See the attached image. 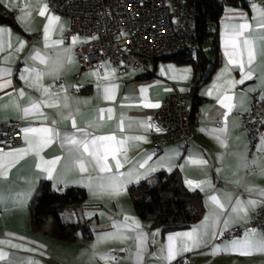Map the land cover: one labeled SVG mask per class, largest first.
<instances>
[{"label":"crops","instance_id":"0c3cea01","mask_svg":"<svg viewBox=\"0 0 264 264\" xmlns=\"http://www.w3.org/2000/svg\"><path fill=\"white\" fill-rule=\"evenodd\" d=\"M246 1L245 6H224L216 23L218 64L210 79L199 89L202 100L197 104L194 117L193 143L186 146L179 141L156 149L147 133V117L157 107H144V104H159L166 95L177 92L187 99L190 108L188 95L193 79V68L190 64L157 59L153 63L152 76L149 78H139V73L133 71L118 73L108 61L103 62L101 71L93 68L79 72L75 50L87 39L75 36L74 44L73 37L64 41L68 20L50 12L47 0H0V4L12 12L18 25L14 28L0 23V47L3 48L0 51V67L12 70L11 77H6L11 79V86L0 91V119L17 120L21 128L18 143L4 149L3 153L28 147L22 131L24 128L50 127L60 134L51 144L40 150L39 154L31 151L18 159L7 170L6 178L0 176V241L22 245L21 248H13L0 244V251L6 254L0 264H264L262 251L240 255L223 250L231 245L232 240L245 237L249 232L245 228L252 212L264 199L260 195L264 191V152H257L262 138L249 151L248 138L240 118L254 95L264 99V52L261 51L264 50V39L261 38L264 36V29H260L257 23L264 7ZM45 6V15H39V10ZM51 16L58 17V20L53 22L49 33L50 46L45 47L44 29ZM245 22L252 26L245 36L254 40L257 48L256 59L250 67L247 66L245 56V71H251L253 75L243 84L235 83L230 86L229 81L238 82L244 73L238 64L229 63L227 52L231 48L226 47L225 34L234 26ZM57 41L63 43L57 44ZM21 42L24 47L17 51ZM65 49L70 51L65 52ZM37 52L52 57L57 53L62 54L64 65L58 74L59 78L45 76L42 83L51 87L53 92L63 85L66 93L61 94L59 107H42L43 115L25 116L23 107L30 106L32 100H40L41 92L35 87H29V82L20 78L21 74L25 68L47 71L39 60L32 58ZM186 69L190 71L185 73ZM106 73L107 79L104 78ZM105 86H115L114 99L104 98ZM21 89L25 92L24 97L19 96ZM74 89L77 91H73ZM65 94L68 97V108L63 107ZM223 95L233 97L231 112L220 103ZM108 108L113 110L112 118L108 119V113L105 112L104 119H98L99 110ZM69 112L75 119L77 129L88 132V136L73 129L72 120L65 119ZM121 119L124 124L122 131ZM221 128L225 131L219 135L226 146L216 138V130ZM33 135L28 134L30 139ZM65 135H74L81 140L90 139L92 136L115 135L117 140H125L126 151L117 156L122 166L117 170L115 160L109 156L108 163L112 166V172L100 173L91 157L86 153L81 156V152L75 147L64 143ZM135 136H143L144 139H128ZM57 157L60 159L49 178L48 173L43 170L47 167L43 162ZM81 159L87 168L83 173L78 165ZM201 160L206 163H199ZM38 164L41 165L40 168L37 167ZM160 170L179 171L184 185L202 194L204 214L201 220L187 228L163 233L160 228L151 227L149 221L136 214L127 192L128 185L143 179L152 181L154 178L150 176ZM113 174L120 175L124 183L122 191L115 194L100 191L99 186L106 183L101 177ZM43 180H49L58 190L68 186L85 189L84 203L72 214L76 220H88L91 228L89 239L84 240L77 233L74 240L62 241L32 230L29 203L36 186ZM188 181L193 183L190 185ZM213 196L217 197L219 204L224 205L223 209L212 201ZM236 199L245 202L255 200L257 203L247 207L246 215L232 213ZM212 215H217L221 221L214 231H223V221L227 220V228H244L242 235L227 240L206 237V246L193 248L192 251L178 249L175 258L168 261V237L198 229ZM126 216L130 218L129 223L132 220L137 221L141 226L138 231L146 235L145 250L139 260L136 256L137 231H126L123 233L125 239H102L105 233L115 232L113 224L123 222ZM251 230H255L253 239L264 240L260 230ZM216 246L222 250L214 253ZM111 250L123 251L124 255H112ZM105 256L115 259L105 260L102 258Z\"/></svg>","mask_w":264,"mask_h":264},{"label":"built area","instance_id":"2783aa9c","mask_svg":"<svg viewBox=\"0 0 264 264\" xmlns=\"http://www.w3.org/2000/svg\"><path fill=\"white\" fill-rule=\"evenodd\" d=\"M264 7V0H249ZM50 12L65 17L68 28L63 40L85 37L76 47L78 70L101 71L104 61L118 73H151L154 58L168 56L193 45L194 13L185 0H47ZM73 91H77L74 89ZM249 151L264 138V99L254 95L240 115ZM150 126V127H149ZM194 118L187 99L177 93L166 95L147 117V133L156 149L175 142L193 143ZM21 136L17 120L0 119V149L16 145ZM245 229L264 235V199L252 212ZM244 228L224 229L216 240L242 235ZM110 254L123 256V251Z\"/></svg>","mask_w":264,"mask_h":264},{"label":"snow or ice","instance_id":"6c2138e0","mask_svg":"<svg viewBox=\"0 0 264 264\" xmlns=\"http://www.w3.org/2000/svg\"><path fill=\"white\" fill-rule=\"evenodd\" d=\"M255 7V6H254ZM46 13V6L39 10V15L44 16ZM58 17L51 16L48 20V25L44 29V38H45V47H49V33L52 30L53 22L57 21ZM258 27L260 29H264V11L260 12V18L257 21ZM252 26L245 22L241 23L239 25H236L232 28V30L226 31L225 34V44L226 47H230L231 51L227 52L229 56V63L230 64H238L241 68V71L244 73L241 80L237 81H229L228 84L230 86H234L235 83L243 84L245 80L251 79L253 73L251 71H245V56H246V62L247 66H251L253 62L256 59L257 56V48L255 45L254 40L249 39L245 36L246 31H248ZM264 39V36L261 37ZM73 44L76 42V38L73 37L72 40ZM57 44H62L63 41H57ZM24 47V43H20L19 51ZM0 51H3V48L0 47ZM70 49H65V52H69ZM264 52V50H261ZM34 60H39L40 64L43 65L47 71H43L36 68H25L23 70V73L21 74V79H25L28 83L29 87H35L38 91L41 92V99L40 100H32L30 106L23 107L22 111L25 116H28L29 114H39L43 115L41 109L42 107H59L60 101H61V94L66 93V89L63 88V85H61L58 89V91L53 92L51 87L44 86L42 81L45 76H54L55 78H59V72L63 68L64 65V57L62 54L57 53L55 57L49 56L48 54H41L40 52H37L33 57ZM70 61V57H69ZM185 73L189 72L190 69L184 70ZM12 70L11 68L6 67H0V91H3L6 88H9L11 86V79H6V77H11ZM105 79H107V73L105 74ZM186 78V76L184 77ZM104 98L106 100H112L114 99L115 94V86H105L104 89ZM143 91V90H142ZM211 95V93H209ZM19 96L24 97L25 92L23 89L19 90ZM233 97L230 95H223V98L220 99V103L228 110V112H231L233 108V104L231 103ZM68 97L67 95H63V107L68 108L67 103ZM19 107V105H17ZM144 107H152L156 108L159 107V104H152V103H145ZM100 115L98 119L103 120L104 119V113H108V119L112 118V109H101ZM65 119L72 120V127L73 129H76L78 132H83L84 136H88L89 133L80 129H77L75 119L72 117L71 113L65 117ZM225 120H227V113H225ZM55 123V121H53ZM150 127V126H149ZM124 128L123 119H121L120 122V129L121 131ZM25 141L28 144L27 148L22 149H16L7 153H3V150L0 149V176H4L6 178L7 176V170L10 169L12 165H14L18 159H20L23 155H26L27 153L31 151H35L37 154H39V151L42 150L47 145L51 144L53 140L58 137L60 134L59 132L55 131L53 128L50 127H40V128H33L28 127L24 128L23 130ZM225 131L224 128L216 130L217 136L216 138L220 140L221 144L224 145V141L220 138L219 133H223ZM33 133V137L30 139L28 134ZM128 139H134V140H143V136H135L130 137ZM64 143L67 144L70 147H75L78 151L81 152V156H83L84 153H86L89 157L92 158V161H94L96 167L98 168L100 173H111L112 172V166L108 163L109 156L113 160H115V167L117 170L122 166L120 160L117 158L118 154L122 151H126L125 140H117L115 135H108V136H92L90 139L81 140L76 138L74 135H65L64 137ZM226 146V145H224ZM257 152H264V138L261 140V145L257 149ZM59 157H57L54 160L51 161H44L43 163L47 165V167H44L43 170L48 173V177L51 178L52 171L55 168V165L59 161ZM194 163L196 161H193ZM201 164L206 163V161H198ZM256 163V160H253V164ZM79 169L80 171L86 172L87 168L85 166V162L83 159L78 161ZM244 166H247L246 164ZM38 168L41 167L40 164L37 165ZM143 167V165H141ZM262 174H264V170H262ZM101 179L105 180L106 183L101 184L100 191L102 192H110V193H119L122 191L124 187V183L120 178L119 174H113V175H107L104 177H101ZM188 183L191 185L193 182L188 181ZM199 187V185H196ZM261 196H264V191L260 192ZM213 202H216L219 204V201L217 200V197L213 196L211 197ZM257 203L255 200H249L247 202L242 201L240 199H236L234 206L232 207L231 211L232 213H244L246 215L247 213V207L254 206ZM220 208L223 209L224 205L219 204ZM129 217H125L124 221L118 224H113V228L116 229L115 232L111 233H105L102 239H125L126 237L123 235L126 231H137V252L136 256L139 260L143 252L145 250L146 246V235L142 231H138L140 229V224L132 220L131 223H129ZM221 223L219 217L217 215H212L210 217H207L205 219L204 224L198 228L193 229L190 232L185 233H178L174 236L168 237V246H167V256L166 259L168 261H171L175 258L177 254L178 249H182V251H192L193 248H199L201 246H206V237H210L211 239L217 238V236H222L223 232L217 233L214 231V229ZM225 229L227 228L228 221H223ZM255 235V230H249L245 234V237L243 239H234L231 242V245L229 247H226L223 249L224 251H233L237 252L240 255H248L251 254L254 251H262L264 252V240H255L252 237ZM0 244H7L10 247L13 248H21L22 245L20 244H13L11 241H0ZM190 245V246H189ZM222 249L219 246H216L213 249V252H219ZM6 258V254L2 251H0V260H3ZM105 260L108 259H115L114 257H102Z\"/></svg>","mask_w":264,"mask_h":264},{"label":"trees","instance_id":"16d2710c","mask_svg":"<svg viewBox=\"0 0 264 264\" xmlns=\"http://www.w3.org/2000/svg\"><path fill=\"white\" fill-rule=\"evenodd\" d=\"M194 13L193 45L161 59L177 64H190L193 79L188 98L193 118L197 104L202 100L200 87L206 83L218 64V35L216 23L228 6H245L246 0H185ZM0 23L16 28L13 14L0 4ZM151 73H139L137 77L149 78ZM150 177L128 185L127 192L136 214L150 222L151 227L161 232H172L187 228L201 220L204 214L203 196L197 190L188 189L179 171L160 170ZM86 191L80 186L56 189L49 180L36 186L29 203L32 230L42 232L62 241H72L77 233L87 240L91 237L88 220H76L72 212L84 203Z\"/></svg>","mask_w":264,"mask_h":264}]
</instances>
